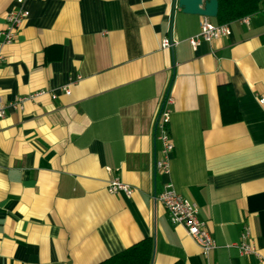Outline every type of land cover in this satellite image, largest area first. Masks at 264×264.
Here are the masks:
<instances>
[{
    "label": "crops",
    "instance_id": "1",
    "mask_svg": "<svg viewBox=\"0 0 264 264\" xmlns=\"http://www.w3.org/2000/svg\"><path fill=\"white\" fill-rule=\"evenodd\" d=\"M14 1L0 0V30ZM24 8L1 49L0 99L36 96L0 121V264H98L144 239L150 264H264V0L196 51L202 17L173 0ZM167 98L168 178L154 174ZM113 178L130 197L106 191ZM167 181L197 205L216 244L207 258L155 202ZM243 230L256 255L234 247Z\"/></svg>",
    "mask_w": 264,
    "mask_h": 264
},
{
    "label": "built area",
    "instance_id": "2",
    "mask_svg": "<svg viewBox=\"0 0 264 264\" xmlns=\"http://www.w3.org/2000/svg\"><path fill=\"white\" fill-rule=\"evenodd\" d=\"M26 0H15L14 6L4 17V26L0 30V67L4 63V56L1 49L12 44L19 35L22 22L27 16L24 8ZM246 22V19H243ZM231 34L229 24L218 25L211 22L210 18L202 17L199 32L188 39V43L192 51H196L201 42L211 44L216 40L228 37ZM173 46L171 39L163 38L161 49H170ZM65 96H70L69 89H63ZM36 95L28 97L15 98L12 102L4 103L0 99V121L5 117L8 108H20L24 100L31 99ZM171 99L167 98L163 103L158 118L155 123L154 143L158 144V151L154 159V174L168 178L170 156L173 152V143L171 141L168 125L172 113L167 109V104ZM260 104L264 103V99H259ZM106 191L110 194L123 193L126 197H130L131 188L122 183L118 178H113L106 184ZM155 202L162 205L166 212L168 222L171 225H180L184 228L187 236L197 245L202 257L207 258L212 251L216 249V244L210 233L206 230L204 222L197 217L198 208L195 203L184 199L176 192L170 182H166L162 186L160 193L154 195ZM240 256L256 255V250L249 240L247 230H243L239 236V242L234 245Z\"/></svg>",
    "mask_w": 264,
    "mask_h": 264
},
{
    "label": "trees",
    "instance_id": "3",
    "mask_svg": "<svg viewBox=\"0 0 264 264\" xmlns=\"http://www.w3.org/2000/svg\"><path fill=\"white\" fill-rule=\"evenodd\" d=\"M217 3L218 10L214 21L221 25L255 14L260 0H217ZM152 252V241L144 239L98 264H150Z\"/></svg>",
    "mask_w": 264,
    "mask_h": 264
},
{
    "label": "water",
    "instance_id": "4",
    "mask_svg": "<svg viewBox=\"0 0 264 264\" xmlns=\"http://www.w3.org/2000/svg\"><path fill=\"white\" fill-rule=\"evenodd\" d=\"M173 8L184 14L198 15L214 19L217 15V0H173Z\"/></svg>",
    "mask_w": 264,
    "mask_h": 264
}]
</instances>
